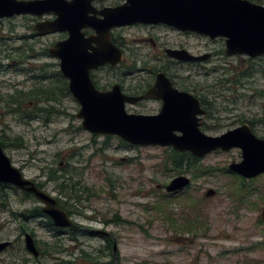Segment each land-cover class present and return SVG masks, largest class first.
<instances>
[{"label":"rangeland","instance_id":"374dc122","mask_svg":"<svg viewBox=\"0 0 264 264\" xmlns=\"http://www.w3.org/2000/svg\"><path fill=\"white\" fill-rule=\"evenodd\" d=\"M52 17L0 19V142L13 164L45 184L87 230L55 226L38 199L0 182V240L12 241L0 252V264H264V173L241 177L228 168L242 160L241 149H218L198 158L199 176L185 163L191 185L178 195L167 193L164 185L179 174L167 161L172 146L131 144L83 128L79 106L64 90L60 60L48 52L64 32L38 35L34 28ZM134 30L125 31L127 43L148 65L161 64L151 56L162 49L133 38ZM177 40L195 54L215 52L178 69L190 77L186 87L214 103L203 130L220 135L248 122L264 138V55H228L221 37ZM208 86L213 93L203 91ZM209 188L216 194L206 197ZM186 217L199 219L196 228L182 225ZM26 233L33 235L38 257L26 248Z\"/></svg>","mask_w":264,"mask_h":264},{"label":"water","instance_id":"95a60500","mask_svg":"<svg viewBox=\"0 0 264 264\" xmlns=\"http://www.w3.org/2000/svg\"><path fill=\"white\" fill-rule=\"evenodd\" d=\"M90 0H0V19L20 14L42 17L54 13V20L39 21L35 25L38 35L68 31L69 37L55 42L49 47L50 55L60 60V70L70 79V89L81 102L78 117L82 126L93 133L117 135L132 144L172 146L181 152H191L202 158L215 151L240 148L241 161H232L228 168L245 178H255L264 173V138L257 136L246 122L220 135H209L200 129V117L205 113L197 98L187 92H177L181 102L165 101L157 114L131 113L126 109V101L133 97L123 94L118 86L110 92L98 91L90 78V70L101 64L116 65L122 59L120 48L108 42L102 48L92 46L96 38L84 37L82 29L93 27L106 34L115 26L135 22L164 23L183 31H192L211 39L221 37L228 55H246L256 58L264 55V5L252 0H127L116 7L105 8L99 13L102 19L89 17L88 12H98L89 5ZM109 40V38H106ZM111 48V49H110ZM92 49V51H89ZM186 61L207 59L210 54L194 55L186 49L170 52ZM166 83L172 87L164 73L158 75L157 84L148 91L153 95H165ZM193 104L183 107V102ZM188 113V116L186 115ZM180 132V133H178ZM0 182L12 184L29 192L43 203V211L55 226H74V220L58 206L57 199L41 189L35 181L27 178L19 167L5 153L0 142ZM191 179L179 174L166 185L167 192L180 191L188 187ZM210 188L207 196H213ZM264 220V207L262 208ZM94 233L109 232L95 229ZM11 244L10 240H0V252ZM26 248L35 256L40 255L34 237L25 234ZM116 258L118 245H113Z\"/></svg>","mask_w":264,"mask_h":264},{"label":"flooded vegetation","instance_id":"af4514ba","mask_svg":"<svg viewBox=\"0 0 264 264\" xmlns=\"http://www.w3.org/2000/svg\"><path fill=\"white\" fill-rule=\"evenodd\" d=\"M68 1H71V0H68ZM126 1L127 0H90L89 5L91 7H94L96 10H98V12L94 13L93 11H90V12H88V16L89 17L95 16L97 19H102L103 14L99 13L100 10H103L105 8H110V7H116L118 5L123 4ZM48 14H52L53 17L49 18V19L48 18L39 19L37 22L44 21V20H54L56 18V15L54 13L51 12ZM48 14H45L42 17H39V16H36V17L43 18ZM37 22L35 23V25L37 24ZM35 25H34V28H35ZM130 29H135L133 31V34L131 33V35H133V38L141 41L143 44L147 43V42H151V44L154 47H156V48L160 47L162 49V55L159 54V55L151 56V58H154L156 61L162 62L161 64L155 63L152 65H148V63L150 62L149 60H145L144 57H140L139 55H137V53H135L136 51L130 46L129 43H127V38H126L127 35L125 34V31L130 30ZM35 30H36V34H38L36 28H35ZM158 30H162L163 32H160ZM82 31L84 33V37L96 38V41H94L92 43V46L98 47L99 49L102 48L101 43H103L102 42V40H103V41L108 42V47H111L113 44L114 46L120 48L122 51V59L116 65H112L111 63H105V64L99 65L96 68H92L90 70L91 81H92L94 87L98 91L110 92V91L114 90L115 86H118L119 87L118 89H120V91L123 94L130 96V97H133V101H130V100L126 101L127 111L131 112V113H143V114H157V113H159L162 110L165 101H168L170 103L173 102L174 104L181 102V98H179L180 96L177 94V92L174 93V91L172 89H176L179 92H187V93L193 95L195 98H197L200 102L201 108L205 110V113L198 115L200 117V129L202 131H204L203 130L204 126L207 127L206 120L212 118V116H213V110L215 109L214 103L212 101H210L207 94H204V93L200 94L195 89H190V88L186 87V82L190 77L181 76V74L178 72V69L184 65L197 66L198 64H201L203 60L186 61V60L180 59V58L170 54L171 51L181 50V49H186L190 53H192L184 45L178 43L177 38H178V36H181V35L186 36V35H192V34H198V33H195L192 31H183V30L178 29L174 26H170V25H167L164 23H145V22H135L132 24L115 26V27L110 28L109 32H107L106 34H103L104 32H102V31L97 32V30L95 28L90 27V26L84 27L82 29ZM63 32H64V37L62 39H67L69 37V32L68 31H63ZM106 38H109V40ZM89 51H92V49H90ZM129 51H130L131 55L128 54ZM48 52H49V50H48ZM133 53L136 55H134ZM206 53H209L210 56L205 60H210L215 55L214 54L215 52L214 53L213 52H205V53H197V54L192 53V54L202 55V54H206ZM138 62H141L144 65L138 66L137 65ZM160 73H164L172 85V87H169L166 83L163 84V87H164L163 89L167 90L169 92V94H165V95L149 94L148 95V91L151 90L157 84L158 75ZM62 76L64 77V90L66 92V95L72 96L73 100L76 101V104L79 106V110H80L82 107V104L73 95V93L70 89V79L63 74H62ZM203 91L207 92V93H213V89L210 86L204 87ZM192 104H193L192 100H186L183 102V107L187 108L188 105L192 106ZM138 108H142L143 112H136L135 109H138ZM129 110H133V111H129ZM186 115L188 116V113H186ZM243 123H246V122H243ZM249 125L252 128L251 124H249ZM252 130H253V128H252ZM253 132L255 133L254 130H253ZM178 133H180V132H178ZM98 134H101V133H98ZM106 135H111V134H106ZM123 140H125V139H123ZM125 141H127V140H125ZM127 142H129V141H127ZM174 150H176V149H174ZM179 152H181V151H179ZM185 152H188V151H185ZM189 153H191V152H189ZM196 158H198V157H196ZM181 174H185V173H181ZM241 177H243V176H241ZM243 178H245V177H243ZM248 179H250V178H248ZM33 181H35L41 189L45 190L44 189L45 184H43L42 182H39L37 180H33ZM4 184H6V183H4ZM166 185L167 184L164 185V188L166 187ZM190 185H191V183H190ZM15 187H17V186H15ZM187 188L188 187H186L185 189H187ZM185 189L180 190V191H175V192H167V193L178 195V194L182 193L183 191H185ZM207 191H208V189L206 190V192ZM24 192H26V191H24ZM206 192H205V196L211 197V196H207ZM26 193L34 196L33 194H31L29 192H26ZM215 194H216V192H215ZM34 198L38 199L35 196H34ZM57 201H58V206H59V200L57 199ZM43 206L44 205L42 203V208H41L42 212H44ZM74 223H75L74 226L67 227L66 229H69L72 231L73 230L80 231L82 229L87 230V228H83V226L80 223H77L76 221H74ZM60 228H62V227H60ZM88 230H90L91 233H94L93 230H95V229H88ZM94 234H98V235H101V236L106 237V238L111 237L110 233H109V235L102 233V232L94 233ZM11 244H12V241H11ZM11 244L9 246H11Z\"/></svg>","mask_w":264,"mask_h":264},{"label":"trees","instance_id":"16d2710c","mask_svg":"<svg viewBox=\"0 0 264 264\" xmlns=\"http://www.w3.org/2000/svg\"><path fill=\"white\" fill-rule=\"evenodd\" d=\"M252 1H255L257 3L263 2V0H252ZM1 143L3 146L6 145L5 141H3V142L1 141ZM172 153H173V155L171 157H168L167 161L173 165L174 169L177 170L179 174L184 173L183 167H184L185 163H187L189 171H192V169H194L195 170V176L201 175L200 170H198V167H197L198 158H196L194 155H192L189 152H179V151L174 150V149L172 150ZM206 173H208V172H206ZM171 195H173V194H171ZM183 220L184 221H183L182 225L185 226L189 230L196 228V226L198 225L196 223L199 221V219L197 217L196 218L186 217ZM111 263H108V264H111Z\"/></svg>","mask_w":264,"mask_h":264}]
</instances>
